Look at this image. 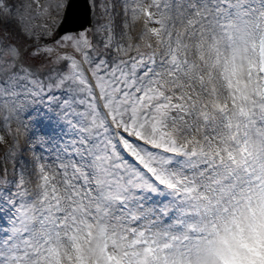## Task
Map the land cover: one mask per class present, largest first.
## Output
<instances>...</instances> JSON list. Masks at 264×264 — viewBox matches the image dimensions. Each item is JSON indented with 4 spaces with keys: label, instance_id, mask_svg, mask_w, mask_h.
I'll return each mask as SVG.
<instances>
[{
    "label": "snow or ice",
    "instance_id": "6c2138e0",
    "mask_svg": "<svg viewBox=\"0 0 264 264\" xmlns=\"http://www.w3.org/2000/svg\"><path fill=\"white\" fill-rule=\"evenodd\" d=\"M137 11L0 0V264H40L41 244L54 264V242L96 221L103 242H128L129 264H264V104L214 156L150 142L186 113L164 94L174 58L133 46ZM165 13L246 29L264 0H150L154 33Z\"/></svg>",
    "mask_w": 264,
    "mask_h": 264
},
{
    "label": "rangeland",
    "instance_id": "374dc122",
    "mask_svg": "<svg viewBox=\"0 0 264 264\" xmlns=\"http://www.w3.org/2000/svg\"><path fill=\"white\" fill-rule=\"evenodd\" d=\"M149 6L150 0H137V14L130 17L133 46L139 44L142 51L155 53L158 60L174 58L178 70L165 77L164 94L180 97L178 103L183 104L186 113L171 124L166 135L150 142L164 148L179 144L214 156L225 144L231 146L237 125L241 133L246 130L247 116L242 113H249L253 106L261 105L254 98L253 81L245 80L255 15L246 29L238 27L235 21L230 22L231 28L223 29L214 22L165 13L157 34L150 26ZM253 139L258 142L264 137ZM227 159L225 154V161ZM243 191L240 189L235 195ZM198 195L207 199L218 193L201 190ZM98 225L99 221L93 222L91 233L75 245L70 238L54 242L58 250L54 264H121L122 260L123 264H129L135 259L134 250L128 248L126 240L103 242ZM39 247L40 264H53L46 260L43 251L46 245Z\"/></svg>",
    "mask_w": 264,
    "mask_h": 264
}]
</instances>
